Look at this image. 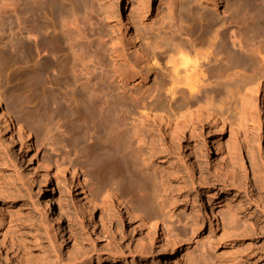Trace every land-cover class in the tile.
<instances>
[{"label": "rangeland", "instance_id": "obj_1", "mask_svg": "<svg viewBox=\"0 0 264 264\" xmlns=\"http://www.w3.org/2000/svg\"><path fill=\"white\" fill-rule=\"evenodd\" d=\"M126 1L71 0L77 3L82 14L89 12L93 23L91 41L99 50L97 56L107 62L106 70L111 76L108 81H95L96 85L88 90L91 98L84 104L96 120L106 126L101 133L103 142L98 152H102L104 145L111 147L121 164L130 169L134 165L136 176L147 182L151 204L145 208L146 222L151 225L156 219L159 222L157 233L151 238L150 229L141 228V221L136 218L143 215L137 212L128 215L127 206L118 201L109 207H96L93 217L96 228L95 233L92 232L82 207L85 200L81 187L72 184L71 172L59 173L51 167L47 193L61 222L58 244L50 243L46 227L51 224L40 215L39 183L30 178L26 157H32L33 162L47 163L55 152L47 145L46 129L34 125V113L43 112L45 120L46 114L61 119L67 125L64 129L72 133L81 130L79 134L85 135L83 139L87 141L97 138V129L92 123L81 125L86 116L84 110L74 105L67 108L66 100L77 87H69L63 74H57V57L37 53V43L47 39L57 43V25L50 27L51 21L57 23V13L44 9L46 5L28 6L25 26L35 29L38 40L28 38L26 31L14 35L12 31L16 32L17 28L4 27L0 34V91L5 95V107L18 116L27 112L33 118L27 126L38 128L29 143L22 145L17 136L10 139L9 131L0 123V264H112L121 250L126 260L119 264H163L165 260H173L175 264H264V151L260 152L257 147L260 136L254 107H250L246 132L237 137L231 135L230 123L220 129L209 120L194 119L183 137L163 128L161 147L164 145L167 149L163 156H158L160 147L151 150L143 143L130 147L127 133L116 135L111 131L144 102L166 108L172 104L162 89L167 58L161 51L153 50L154 42L160 37L165 39L171 27L188 24L202 32L204 38L198 39L205 41L208 30L221 26L218 18L235 12L225 14L234 0H217V8L200 9L199 14H196L198 6L194 0H155L146 17H133L131 32L137 36L140 53L126 49V57L118 59L113 66L112 45L115 41H125L128 46L121 27ZM248 8L247 13L237 14L236 21L248 28L249 35L256 38L258 47L264 50V0L252 2ZM79 39L74 34L68 43L75 45ZM9 41L14 45L12 49ZM67 53L72 61L71 51ZM79 54H83L82 51ZM147 61L156 62V66L148 78L141 81L138 73ZM114 69L118 70L117 74ZM68 76L72 81V74ZM152 94L155 98L149 99ZM210 95L206 96V101L216 107L223 106V118L232 119V124L237 126L238 113L233 109L228 113L225 105L231 95L215 96L212 92ZM181 101L179 98L177 103ZM39 106L42 109L38 110ZM57 107L65 109L63 115L54 114ZM106 108L108 113L102 114ZM77 117L79 124L74 122ZM133 121L137 122L130 119ZM233 147L238 151L237 156H231ZM231 161L234 164L226 168ZM39 174L43 180L42 172ZM82 174L78 179L84 184ZM235 184L241 188L236 189ZM133 201L129 200L128 207L135 206ZM211 205L216 211L213 221L207 216ZM168 230L178 237L174 245L162 236Z\"/></svg>", "mask_w": 264, "mask_h": 264}, {"label": "bare ground", "instance_id": "obj_2", "mask_svg": "<svg viewBox=\"0 0 264 264\" xmlns=\"http://www.w3.org/2000/svg\"><path fill=\"white\" fill-rule=\"evenodd\" d=\"M256 1L234 0L232 8L229 9L228 7L225 14L231 11L235 12L221 19L218 18V22L222 21L221 26L208 30L210 32H208V35L206 34L207 38L203 42L198 39L202 36V32L200 33V31L194 29L191 24L175 28L173 26L168 31L165 39L158 38L153 44V50L161 51L167 58L166 79L162 89L171 99L170 103L172 104L169 108H166L165 106L153 107V105L144 102L129 113L128 119L121 120L113 126L111 131L116 132V135L127 133L130 139V147H133L136 143H143L151 150L160 147L158 156H163L167 154L165 146L161 147L164 143L161 135L163 128L170 129L179 137H183L186 130L191 127L194 119L209 120L220 129H223L225 123H230L231 135L237 137L242 132H246L249 111L252 106L258 115L255 122L259 128L260 136L257 140V147L260 152L264 151V140L262 139L264 134V93L260 94L261 91H264V50L258 47L256 38L249 35L248 28L243 27L236 21L237 14L239 12V14L247 13L250 4ZM154 2L155 0L126 1L121 27L128 48L125 41H115L116 43L111 48L114 53L112 57L113 66H116L118 59L126 57L125 52L127 50L136 52V54L140 53L141 46L137 42V36L131 32L133 17L134 15H137L138 19L146 17ZM194 2L198 6L196 8L198 13L196 14L200 13V9L217 8L218 4L217 0H194ZM41 5H46L44 9L57 13V23L51 21L50 27L55 28L57 25L56 33L60 41L57 39V43H54L52 40L47 39L48 41L46 40L41 44L37 43L35 46L37 53L53 54L57 57V74H60V76L63 74L69 87L70 85L77 87L76 91L66 100L68 102L67 108L74 105L75 108L84 110L86 116L81 125L92 123L93 128L97 129V135L95 134L97 138L87 141L83 139L85 135L79 134L81 130L72 133L64 129L67 125L63 124L61 119L46 114L45 120L43 112L41 114V111H38L42 109L40 106L37 110L38 113H34V119L27 112L25 115V112L20 110L21 108L19 110L23 114L21 113L18 116L15 113L13 114L8 107H5V95L0 91V123L4 130L9 131L10 139L17 136L21 144L26 145L29 143L32 133H37V127H44L46 129L47 145L55 152L47 163L38 160L33 162L32 157H26L28 161L26 169H28L30 178L35 183H39L37 198L40 215L46 222L51 224L48 228L46 227L48 239L50 243L58 244L61 222L60 216L52 208V201L47 193L51 167L56 168L59 173L71 172L72 184L81 187V194L84 195L82 199L85 200L82 207L92 227V232L95 233L96 228V222L93 219L96 207H109L118 201L127 206L128 215H134L135 212L143 215L142 218L140 215H137L136 218L140 219L141 228L150 229L148 233L152 238L157 233L159 222L155 219L151 225L149 224L150 226L146 222L145 208L151 204L149 198L150 188L147 182L141 176H136L137 171L133 167L134 165L130 169V167L121 164L117 153L112 151L111 147L104 145L102 152H98L103 142L101 133L104 128L106 130V126L102 121H97L94 113L84 104L91 98L88 90L96 85L95 81L100 82L103 79L108 81L111 78L106 70L107 62L97 56L99 50L91 41L90 35L93 36V34L90 31L93 29V23L89 12L84 11L82 14L77 3H73L71 0H0V34L4 27L12 30L17 28L16 32L12 31L14 35H22L23 31H26L28 38H32L36 42L38 35L35 29H27L25 26L27 22L26 15L30 6L34 8L36 6L41 7ZM12 17L15 18L16 22L13 21ZM5 21L7 22L6 26H4ZM74 34L80 38L75 45L68 43V40ZM201 38L203 39L204 36ZM197 40L201 42L199 45ZM9 45H11L10 49L14 47L11 41H9ZM197 45L198 48L199 46H202V48L198 49ZM67 50L72 53V61ZM80 51L83 54H79ZM147 62L138 73L142 76L141 81L146 80L150 75V71L156 66L154 61ZM51 71L53 72L52 69ZM114 71L115 74L118 73L117 69H114ZM70 73L72 74V81L68 80V74ZM117 78H121V76L117 75ZM209 90L210 94L212 92L215 96L225 93L231 95L230 100L225 102V105L228 107V113H231L232 109L238 113L237 126L232 124L234 123L231 122L232 119L223 118V106L216 107L215 104H211L212 102L206 101V96H211L208 94ZM153 98H155L154 94L149 96V99ZM179 98H182V101L177 103ZM27 101L29 100L27 99ZM25 103L29 104L28 102ZM64 110L57 107L54 114L59 112L63 115ZM101 113H108V109H103ZM101 117L104 118L105 115H101ZM32 119L37 127L27 126V123ZM130 119L137 122H130ZM150 119L154 123H151ZM74 122L79 124V117ZM97 122L101 125L98 126ZM213 143L215 142L213 141ZM218 146L216 145L217 149ZM235 147L232 148L231 156H237L238 154ZM143 156H146V154H143ZM82 158H84V161H81ZM238 163L240 162L238 161ZM262 163L264 167V162ZM232 164L234 162H229L226 168ZM40 172H42L43 180H40ZM81 172H83L84 184L78 179ZM237 185L235 188L240 189L241 187ZM129 200H134L135 206L128 207ZM209 212L207 216L213 221L216 218L213 205H211ZM167 232L162 234L164 240L174 245L175 238L178 237L173 236L171 230ZM2 239L6 240L4 237ZM125 260V252L121 250L113 258L112 264H119ZM163 264H175V261L165 260Z\"/></svg>", "mask_w": 264, "mask_h": 264}]
</instances>
